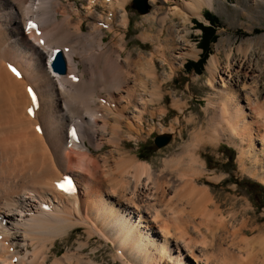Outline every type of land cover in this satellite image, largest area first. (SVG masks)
Masks as SVG:
<instances>
[{
	"label": "bare ground",
	"instance_id": "1",
	"mask_svg": "<svg viewBox=\"0 0 264 264\" xmlns=\"http://www.w3.org/2000/svg\"><path fill=\"white\" fill-rule=\"evenodd\" d=\"M81 1L91 22L85 31L75 0H0V264H47L51 256L50 264H99L80 255L94 237L111 244L113 259L122 264H264V230L248 238L243 235L248 221L235 227L233 215L225 221L217 218L219 208L208 210L213 197L197 183L203 165L184 154L204 136L210 144L225 139L239 148L240 160L250 163L251 176L264 185L259 62L252 64L248 48L241 46L237 60L230 52L222 61L215 52L208 57L205 83L213 92L205 114L210 123L195 129L181 153L154 172L149 163L127 154L120 141L123 130L126 140L139 138L148 106L159 100L164 77L157 76L153 63L157 53L123 56L131 0ZM177 2L182 12L175 14L184 22L187 10L213 7V0ZM96 6L104 14L95 13ZM161 10L143 17L150 24L140 38L156 44L166 29L162 48L156 47L168 77L198 52L187 50L184 36L172 27L165 28L169 17ZM29 16L40 23L39 38L26 30ZM113 31L111 44H104L105 33ZM59 48L63 75L50 65L52 51ZM137 87L145 91L136 92ZM29 89L36 92L34 103ZM74 123L80 129L77 143L67 137ZM158 131L165 132L161 124ZM104 143L120 156L113 174L108 158L92 153ZM68 173L76 184L73 195L54 186ZM78 227L85 229L86 239L77 242L75 253L55 256L54 241Z\"/></svg>",
	"mask_w": 264,
	"mask_h": 264
},
{
	"label": "rangeland",
	"instance_id": "2",
	"mask_svg": "<svg viewBox=\"0 0 264 264\" xmlns=\"http://www.w3.org/2000/svg\"><path fill=\"white\" fill-rule=\"evenodd\" d=\"M177 1L166 0L163 3L161 0L151 2L150 0H145V4L149 8L146 14H139L132 7V0L127 5L129 25L125 31L123 43L125 51L123 56L128 52L134 56L142 55L143 57H147L150 53H157L153 57V63L157 76H163L164 79L162 81L163 84L159 82L162 89L157 90L159 100L153 105H149L146 114L143 116V130L139 138L126 140L124 136L127 132L123 130L124 133L121 135L123 137H121L120 143L121 148L127 154L139 161L149 163L154 172L163 168L164 160L181 153V147H186L190 142L195 129L198 127L204 129L210 123L208 115L205 114V108L207 97L213 91L206 86L207 75L204 71V66L208 57L214 52L219 54L220 61L223 60L225 52H230L232 54L231 59L237 60L239 57L236 53L237 47L248 48V55L252 60V64L258 61L262 69L261 72H263L260 75L256 97L264 103V0H213L212 8L202 5L196 11L187 10L188 19L185 22L181 15L175 14V12H182L181 4ZM186 2L188 3L189 0H186ZM75 3L81 10V15L84 16L82 23L85 31L91 23L90 20L85 19V11L83 9L85 2L75 0ZM157 8H162L161 11L163 12L161 13H168L169 19H167L165 28L167 26L172 27L177 31L179 37L184 36L187 50L194 48L198 52L195 58L183 60L180 68L176 69L168 77L165 75L169 74V68L162 63L156 47L160 45L158 48H162V38L165 36L163 31L166 29L163 27L156 44L142 41L140 38V34L144 30H148L150 24L149 22H143V17ZM205 11H208L218 19L219 24L215 33L217 39L215 43L210 45V52L201 68V72L195 73L192 70L185 72L184 64L187 61L197 62L201 54V50L197 47L201 31L195 28L194 20L203 25H208L202 15ZM104 12L105 10L100 6H96L95 13L104 14ZM182 24H185L184 27ZM153 27L152 33L156 34L158 25L155 24ZM114 30L116 32L105 33L104 44H111V39L116 34H119L122 29L116 26ZM114 32L116 33L115 35ZM78 67L81 70V66L78 65ZM132 85L133 83H130V86ZM135 91L144 92L145 89L137 87ZM103 95L104 93H101V96ZM173 101L178 102L177 107L172 104ZM133 110V107H131L128 110V115H131L134 112ZM151 112L153 116L150 115ZM158 124H161L165 132L158 131ZM261 125H264V121ZM170 126L173 128L172 132L168 131ZM150 128L152 130L147 132ZM163 134H169L171 139L166 146L156 148L153 144V139L155 136ZM185 149L187 151L184 154L196 156L203 165V174L197 183L199 186L206 187L208 192H210L211 198L213 197L208 210L215 211L216 207L219 208V211H217L221 214L218 217L215 214L214 217L229 221L233 215L235 219L232 225L235 227H238L245 219L248 222L243 235L248 238H252L258 230H264V185L256 177L251 176L250 173L252 171L249 168L252 167L250 163L244 162L243 159L242 161L240 160L239 148L226 142L225 139L211 141L210 144V142H207L206 136H204L202 141H198L194 143L193 147ZM113 150L111 144L104 143L101 151H92L95 157L101 158V156H105L108 158L107 169L108 171L110 170V174L114 173L113 171L116 169L115 161L120 158L119 155H115L116 151ZM110 151L114 152L113 156L107 157ZM167 197L170 198V195ZM85 239V229L78 227L71 231L67 237L55 240L54 248L51 252L56 251L55 256L57 257L66 252L75 253L77 242ZM91 249H96L95 256L90 252ZM18 250L21 251V246L18 247ZM114 253L111 244L94 237L90 240V246L86 247L80 255L82 257L85 256L84 258L88 256L94 258L95 262L99 264H122L113 259ZM52 259L51 256L49 264Z\"/></svg>",
	"mask_w": 264,
	"mask_h": 264
},
{
	"label": "trees",
	"instance_id": "3",
	"mask_svg": "<svg viewBox=\"0 0 264 264\" xmlns=\"http://www.w3.org/2000/svg\"><path fill=\"white\" fill-rule=\"evenodd\" d=\"M204 19L208 22V25H203L200 22L194 20V26L196 29L201 31V35L198 40L197 47L201 50L200 57L197 62L187 61L183 68L185 72H189L190 70L195 73H200L201 68L209 55L210 45L216 42V29L218 23V19L211 15L208 11L203 12Z\"/></svg>",
	"mask_w": 264,
	"mask_h": 264
},
{
	"label": "water",
	"instance_id": "4",
	"mask_svg": "<svg viewBox=\"0 0 264 264\" xmlns=\"http://www.w3.org/2000/svg\"><path fill=\"white\" fill-rule=\"evenodd\" d=\"M132 7L139 13V14H146L148 12V6L145 4V0H133ZM53 72L63 75L66 72V64L65 60L62 57L61 52H57L54 61L51 66ZM171 139L169 134L157 135L153 139V144L156 148H162L166 146Z\"/></svg>",
	"mask_w": 264,
	"mask_h": 264
},
{
	"label": "snow or ice",
	"instance_id": "5",
	"mask_svg": "<svg viewBox=\"0 0 264 264\" xmlns=\"http://www.w3.org/2000/svg\"><path fill=\"white\" fill-rule=\"evenodd\" d=\"M29 27H35V25H33L31 22H29ZM12 71L15 73V69H12ZM16 74L18 75V73H16ZM29 95H31L30 89H29ZM28 111H29V114H31V109H29ZM65 185H70V182L67 179H65L63 184H58L57 187H60L63 189V188H65Z\"/></svg>",
	"mask_w": 264,
	"mask_h": 264
}]
</instances>
